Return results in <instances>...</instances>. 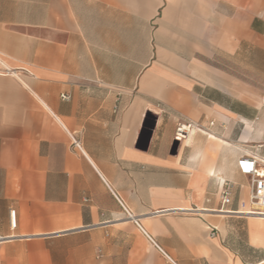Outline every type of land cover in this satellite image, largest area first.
<instances>
[{
  "label": "crops",
  "instance_id": "obj_1",
  "mask_svg": "<svg viewBox=\"0 0 264 264\" xmlns=\"http://www.w3.org/2000/svg\"><path fill=\"white\" fill-rule=\"evenodd\" d=\"M251 153L264 0H0V264H264Z\"/></svg>",
  "mask_w": 264,
  "mask_h": 264
},
{
  "label": "built area",
  "instance_id": "obj_2",
  "mask_svg": "<svg viewBox=\"0 0 264 264\" xmlns=\"http://www.w3.org/2000/svg\"><path fill=\"white\" fill-rule=\"evenodd\" d=\"M63 98L67 97L63 96ZM195 129L201 130L205 128L190 121H181L176 128L175 141L182 142L186 140ZM73 147L81 149L80 142L73 140ZM237 169L241 175L250 180L249 197L240 203L238 212L247 216L264 218V159L255 153L247 154L238 160ZM220 194L222 206L225 207L232 203V189L229 184L224 182ZM129 216L132 218L131 215ZM10 217L11 227L16 228V211H11Z\"/></svg>",
  "mask_w": 264,
  "mask_h": 264
},
{
  "label": "rangeland",
  "instance_id": "obj_3",
  "mask_svg": "<svg viewBox=\"0 0 264 264\" xmlns=\"http://www.w3.org/2000/svg\"><path fill=\"white\" fill-rule=\"evenodd\" d=\"M156 118H157V116L154 113L147 115L145 126H144L145 131L151 132L153 130L152 129V125H153L154 121L156 120ZM156 123H157V121H156ZM176 142L179 143V144L182 143V142H179V141H176ZM247 149H249V148H247Z\"/></svg>",
  "mask_w": 264,
  "mask_h": 264
},
{
  "label": "water",
  "instance_id": "obj_4",
  "mask_svg": "<svg viewBox=\"0 0 264 264\" xmlns=\"http://www.w3.org/2000/svg\"><path fill=\"white\" fill-rule=\"evenodd\" d=\"M156 121H157V118H156V120L154 121V123H153V125H152V129H154L155 124H156ZM151 136H152V133H150L149 138H148V141H150Z\"/></svg>",
  "mask_w": 264,
  "mask_h": 264
}]
</instances>
